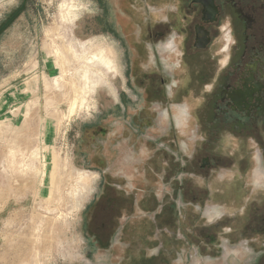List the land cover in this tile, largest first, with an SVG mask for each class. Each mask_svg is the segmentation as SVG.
I'll return each instance as SVG.
<instances>
[{"label": "flooded vegetation", "instance_id": "obj_1", "mask_svg": "<svg viewBox=\"0 0 264 264\" xmlns=\"http://www.w3.org/2000/svg\"><path fill=\"white\" fill-rule=\"evenodd\" d=\"M106 1L128 80L95 135L98 250L188 264L192 245H264V0Z\"/></svg>", "mask_w": 264, "mask_h": 264}, {"label": "rangeland", "instance_id": "obj_2", "mask_svg": "<svg viewBox=\"0 0 264 264\" xmlns=\"http://www.w3.org/2000/svg\"><path fill=\"white\" fill-rule=\"evenodd\" d=\"M115 14L106 0H0V264L115 262L112 249L98 250L96 222L86 230L100 116L117 107L128 80ZM102 48L115 70L98 61L85 73ZM249 243H224L220 256L206 248L199 258L192 245L184 260L256 264L264 245Z\"/></svg>", "mask_w": 264, "mask_h": 264}, {"label": "bare ground", "instance_id": "obj_3", "mask_svg": "<svg viewBox=\"0 0 264 264\" xmlns=\"http://www.w3.org/2000/svg\"><path fill=\"white\" fill-rule=\"evenodd\" d=\"M66 13V12H65ZM67 14V13H66ZM72 16V15H71ZM66 17H67V15H66ZM73 17L75 18L76 17V14H74L73 15ZM109 52V51H108ZM100 62V63H102V65L103 66H105L108 70H111V69H114L115 68V63H114V61L111 59V57L108 55V53H107V50H105V49H99V51H96V52H94L93 54H92V57L90 58V59H88L87 60V62H85V63H87L86 64V71H85V73L87 72V70L90 68V64L92 65L94 62L96 63V62ZM96 65V64H95ZM92 67V66H91ZM115 70V69H114ZM71 75V74H70ZM105 75V74H104ZM85 77V76H84ZM102 81V80H101ZM98 83V82H97ZM101 84V83H100ZM56 86L57 87H59L60 86V84H59V82L58 81H56ZM77 87V86H76ZM109 88L111 89V90H113L114 88H113V86H111V85H109ZM93 89V88H92ZM82 90L80 89V92H81ZM74 92V91H73ZM94 92V91H93ZM116 97V96H115ZM79 99V97L78 96H76L75 97V102L77 101ZM74 104H76V103H74ZM54 162V161H53ZM85 175H86V173H85ZM87 176V175H86ZM88 177V176H87ZM94 178H97V176H95ZM85 181V180H84ZM85 183V182H84ZM81 187V186H80ZM86 187V186H85ZM83 189V188H82ZM77 208V207H76Z\"/></svg>", "mask_w": 264, "mask_h": 264}]
</instances>
